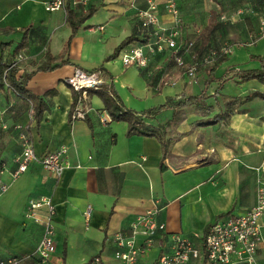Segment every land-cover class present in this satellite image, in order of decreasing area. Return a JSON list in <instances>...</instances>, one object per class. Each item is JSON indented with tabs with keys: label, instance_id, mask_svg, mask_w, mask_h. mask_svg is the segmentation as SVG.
<instances>
[{
	"label": "crops",
	"instance_id": "0c3cea01",
	"mask_svg": "<svg viewBox=\"0 0 264 264\" xmlns=\"http://www.w3.org/2000/svg\"><path fill=\"white\" fill-rule=\"evenodd\" d=\"M49 1L0 0V58L14 53L24 38L23 29L28 28L27 43L17 53L24 55L18 75L31 76L27 91L44 105L38 121L24 98L10 89L0 92V163L5 166L2 180L9 187L0 196V260L18 257L24 259L23 264H40L35 251L43 226L26 219L25 214L31 201L44 196L51 197L56 207V250L47 264H85L95 256H101L105 264H123L115 257L121 250L116 236H129L131 223L152 210L155 201L159 207L156 220L166 226L167 252L173 235L202 247L204 236L218 220L242 215L254 207L258 180L264 177V100L243 102L227 120L217 122L224 104L214 98L207 102L213 109L207 116L197 114L192 106L183 118L175 116L180 112L176 108L143 116L145 125L160 130L161 139L127 136L128 123L116 120L112 113H118L106 107L96 92L87 95L86 118L71 120L75 94L64 80L77 68L101 70L105 81L110 79L105 85H112L125 108L138 114L171 99L199 95L208 75L200 69L195 78L188 77L170 60L167 50L149 56L143 69L121 65L123 51L145 37L131 5L146 8V0H91L86 12L96 10L75 34L63 11L46 10ZM154 1L163 24L171 26L174 17L164 9L165 0ZM176 3L185 40H196L194 29L206 27L213 11L224 15L210 0ZM70 11L76 16L86 13L80 6ZM245 14L229 16L226 22L233 26L251 23L253 29L248 28L246 39L243 33L236 34L246 45L255 31L254 43L260 44L264 41L260 21ZM130 37L139 40L124 47L118 60L107 61ZM234 52L232 64H227L247 65L252 55L247 48L240 46ZM186 60L188 63L189 58ZM230 66H220L215 77H222ZM103 70L111 78H106ZM234 81L229 78L224 84L230 97L241 99L250 92H264V85L257 80L248 86L235 85ZM218 86L213 83L208 94L213 95ZM21 132L39 157L67 149L70 167L60 179L39 163H31L26 173L13 177L15 159L23 151ZM161 252L154 248L139 263L154 264ZM257 262L264 264V234Z\"/></svg>",
	"mask_w": 264,
	"mask_h": 264
},
{
	"label": "built area",
	"instance_id": "2783aa9c",
	"mask_svg": "<svg viewBox=\"0 0 264 264\" xmlns=\"http://www.w3.org/2000/svg\"><path fill=\"white\" fill-rule=\"evenodd\" d=\"M91 0H50L46 4L49 12L63 11L67 16L71 7H82L86 12ZM146 8L135 9L137 17L141 21V30L145 34L142 41H138L130 50L122 53L123 65L125 67L146 68L149 56L169 51L170 60L177 68L184 71L190 78L197 76L201 66L210 64L220 54L230 55L232 47L226 45L215 50L211 47L202 58L196 50V40L183 39L182 19L176 0H165V10L174 17L171 26L166 27L158 11L154 0H146ZM251 13V10L240 9L238 15ZM253 15V14H251ZM219 20L226 22L227 17L221 15ZM102 29V28H101ZM197 35L200 31L196 32ZM260 36L264 38V17L260 21ZM186 58H189L187 63ZM24 60L23 54L16 55L12 67ZM64 83L80 94L77 105L73 112L72 119H85L87 107L84 104L90 90L100 91L106 84L101 70L85 71L75 69L73 75L67 77ZM8 89V86H5ZM20 130V127H17ZM20 140L23 142V151L15 159L17 169L13 173L18 178L27 172L31 163H39L45 170L52 173L57 179L70 167L67 156V149L50 152L39 157L25 133H20ZM5 166L0 163V196L8 190V185L3 182L2 175ZM159 212L158 203L152 210L144 215L138 216L130 225L131 234L127 237L122 234L116 236L118 246L121 248L115 255L123 264H140L152 249L159 248L162 252L154 264H198L206 262L209 264H259L257 253L264 234V177L258 180L256 191V204L242 215L229 216L218 220L207 231L203 239L202 247L194 245L189 239L180 235H173L172 248L164 250V243L167 237L166 226L158 223L156 215ZM26 219L43 226V237L35 251L40 264H47L55 253V217L56 207L51 197H40L29 203ZM87 222L91 217V209L85 212ZM24 259L11 257L0 260V264H23ZM85 264H105L101 256H95Z\"/></svg>",
	"mask_w": 264,
	"mask_h": 264
},
{
	"label": "trees",
	"instance_id": "16d2710c",
	"mask_svg": "<svg viewBox=\"0 0 264 264\" xmlns=\"http://www.w3.org/2000/svg\"><path fill=\"white\" fill-rule=\"evenodd\" d=\"M249 1V0H246ZM251 1V0H250ZM261 6H257V8H263L262 0H257ZM96 9L92 8L88 10L85 14H82L80 16L73 15L71 11H68L67 14V22L71 24L73 28V34L76 33L79 26L83 24L89 17L92 16V14L95 12ZM220 13L217 11H213L211 13V18L209 20V23L206 27H204L200 34L196 38V50L199 57H203L206 53H208L209 49L212 47L211 44H213L218 34L221 33L222 29L224 28V22H221L219 20ZM29 29H23L24 32V38L21 42V44L15 49L14 53L10 56H7L6 58L2 56L0 58V92H2L5 89V86H8V89L12 90L17 96L24 98L29 105L33 108V117L36 120H40L42 117V113L44 111V105L42 102V99L31 95L27 91V83L30 80V75H22L19 76V70L18 67H12L14 63V59L19 52V50L23 49L27 43V34ZM135 40H139V38L130 37L127 40H125L115 51L114 53L107 59L112 60L115 59L121 50L132 43ZM238 40H240V36L237 34H234L231 36V41L229 45L232 47L233 44H239ZM257 40V38H255ZM5 44L3 45V50L5 48ZM219 51L220 48H217ZM228 55L220 54V51L218 53V56L214 59V61L210 64L201 66L200 69H205L208 78L205 81V88L204 90L197 96H191V97H182V100L177 101L175 99H171L169 102H167L164 105H160L158 107H154L152 109H149V111L143 112L141 114H138L137 112L125 108L124 104L122 103L120 97L116 95L114 92V89L112 85H104L100 91H92L89 92H96L102 101L105 103L106 107L114 108L115 112L118 114L112 113L114 118L116 120H121L128 123V132L127 136H149V137H158L161 139L160 130H155L152 127H148L144 124L142 117L145 115L149 116H156L164 109L168 108H176L177 111L180 110V112L176 113V117H182L186 114L184 111L186 109L191 108L190 106L194 107V111L201 115V116H207L209 115L213 109L209 106H207V99L214 98L216 102L220 104L222 102L224 104V111L223 113L219 114L217 119L214 122H217V120H227L231 115H233L236 112V108L239 105V103H242L240 98H233L228 97L222 93L224 90V84L226 80L230 79H237L239 82L249 81V80H257L262 85H264V56L261 57H252V59H256L260 61V67L259 68H253V69H240L237 67H230L227 69L225 74L217 78L215 77L216 70L227 61ZM39 70H47L49 68L47 67H39ZM104 75L106 78H111L110 75L105 71ZM213 83H219L218 89L213 95L208 94V90L210 86ZM75 94V100L74 105L71 110V120L73 116V112L75 110V107L77 105L78 99H79V93L74 91ZM253 97H259L261 99H264V93H254ZM246 102V101H244ZM210 124V123H208ZM162 129V128H161Z\"/></svg>",
	"mask_w": 264,
	"mask_h": 264
},
{
	"label": "rangeland",
	"instance_id": "374dc122",
	"mask_svg": "<svg viewBox=\"0 0 264 264\" xmlns=\"http://www.w3.org/2000/svg\"><path fill=\"white\" fill-rule=\"evenodd\" d=\"M210 2H213V4L217 5L218 6V9H220L219 11H221V13H224L225 16L227 17V20L229 18V16H234L235 14H237L238 11H240V9H244V11L246 10H251V13L250 14H253V17L257 18L258 22L261 21L264 17V0H262V5H263V8H257V6H261L260 3L257 1V0H249V1H246V0H210ZM246 15V14H244ZM240 16V15H239ZM249 23H246V22H242L241 24L238 23L236 26H233L231 22H226L224 24V28L222 29L221 33L218 34L217 36V39L216 41L211 44V46L217 50V48H220V47H223V46H226V45H229L230 41H231V35L232 34H236L239 32L243 33V37L246 39V34H247V31H248V28L249 30L250 29H253V25L250 23V25H248ZM231 25V26H229ZM229 26V28H228ZM201 27L199 28H195L194 30H200ZM241 35V34H239ZM245 35V36H244ZM254 37H252L249 41H247L248 44L246 45H243L244 42L243 39L240 40L238 43V45L236 44H233L232 45V52L230 55H228L227 57V61L225 63H223L221 66H230L235 58V49L236 48H240V46H243V47H246L247 48V52L251 53L252 55H250L249 57V60L247 62V65H244V64H241V63H233V66H230V67H237V68H240V69H253V68H259L260 67V61L259 60H256V59H252V57H263L264 56V51H262V47L264 48V41H262L260 44H257L255 45L254 43V40L256 37V32L254 31ZM242 38V36H241ZM254 52H258V53H254ZM119 58H116L114 60H118ZM120 62L123 63V59L122 57H120ZM231 62V64H227L228 62ZM123 65V64H121ZM228 67V68H230ZM104 77V76H103ZM107 80V79H106ZM235 80L233 83L236 84H244L243 86H246L248 83H250V81H253V80H249V81H244V82H239L237 79H233ZM108 82V83H107ZM106 83L107 84H110V79H108ZM259 82V81H257ZM260 83V82H259ZM232 85V84H231ZM248 86V85H247ZM259 91H255V92H250L248 93L247 95H245L244 97H241V102L243 103L244 101L246 102H251L253 100H255L256 98H259V97H253L254 93H257ZM222 93L224 95L225 94V89L222 91ZM259 93H262V92H259ZM264 93V92H263ZM210 95V93H209ZM228 97H230L229 95H226ZM235 98V97H233ZM261 99V98H259ZM207 100H211V99H207ZM261 100H264V99H261ZM242 103H239V105H241ZM149 108H151V106H149Z\"/></svg>",
	"mask_w": 264,
	"mask_h": 264
}]
</instances>
